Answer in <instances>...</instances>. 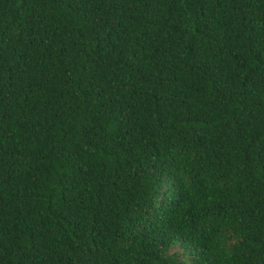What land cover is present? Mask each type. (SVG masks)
I'll return each mask as SVG.
<instances>
[{
    "label": "trees",
    "instance_id": "1",
    "mask_svg": "<svg viewBox=\"0 0 264 264\" xmlns=\"http://www.w3.org/2000/svg\"><path fill=\"white\" fill-rule=\"evenodd\" d=\"M0 264H264V0H0Z\"/></svg>",
    "mask_w": 264,
    "mask_h": 264
},
{
    "label": "rangeland",
    "instance_id": "2",
    "mask_svg": "<svg viewBox=\"0 0 264 264\" xmlns=\"http://www.w3.org/2000/svg\"><path fill=\"white\" fill-rule=\"evenodd\" d=\"M174 247H175V245L172 248H174Z\"/></svg>",
    "mask_w": 264,
    "mask_h": 264
}]
</instances>
